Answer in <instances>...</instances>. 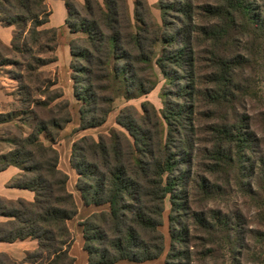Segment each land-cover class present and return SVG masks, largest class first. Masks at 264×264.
I'll return each instance as SVG.
<instances>
[{"label": "trees", "instance_id": "1", "mask_svg": "<svg viewBox=\"0 0 264 264\" xmlns=\"http://www.w3.org/2000/svg\"><path fill=\"white\" fill-rule=\"evenodd\" d=\"M64 6L70 32L85 35L69 44L74 97L81 102L76 131L106 122L116 98L113 84L131 100L155 88V67L165 80L162 109L148 101L140 105L141 112L126 106L115 120L123 131L112 130L97 139L83 136L72 143L76 189L84 206L99 207L79 223L86 264H157L164 254V264H194L202 249L211 250L197 233L212 237L222 224L218 211L210 210L215 215L209 219L190 207L197 194L211 199L214 188L206 189L204 178L202 186L192 181L191 192L189 174L182 167L193 161L196 98L204 96L214 105L232 102L238 87L236 67L244 62L242 44L249 43L252 34L264 60V0H159L161 24L147 0L134 1L133 15L127 0H83L74 10L65 0ZM51 14L45 0H0V24L14 28L11 46L0 42V66H15L22 108L34 120L32 131L0 154V172L10 166L19 170L7 187L33 193L32 201L0 197V217L5 219L0 222V242H37L21 260L0 253V264H75L68 222L78 215V206L67 189L68 175L58 167L55 148L71 121L69 102L59 100L63 94L55 88L54 76L41 71L57 61V28H42ZM159 41L163 46L154 59ZM2 51L19 57L9 63ZM201 67L206 72L197 81ZM210 129L212 149L204 152L211 154L217 169L240 163V154L232 161L231 147L239 151L249 145L242 124L215 121ZM166 198L167 250L161 230Z\"/></svg>", "mask_w": 264, "mask_h": 264}, {"label": "rangeland", "instance_id": "2", "mask_svg": "<svg viewBox=\"0 0 264 264\" xmlns=\"http://www.w3.org/2000/svg\"><path fill=\"white\" fill-rule=\"evenodd\" d=\"M45 1L52 12L51 0ZM69 1L72 10L79 9V5H83V0ZM134 1L127 0L131 15H133ZM199 1L202 2L203 0ZM147 2L154 20L161 24V13L158 8L159 0H147ZM54 10L51 23L57 28L58 46L54 54L57 60L59 59V70L54 69V72L53 69L47 70L48 68L46 69V66H44L41 71L50 72L52 77L54 76L56 80L55 88H59L63 94L59 100L64 99L69 102L71 115V121L60 132V139L55 145L56 149L61 150L62 154L64 150L70 149L71 155L72 143L83 136H92L97 139L99 135L108 134L112 130L123 131L115 120L119 111L126 106H133L141 112L140 105L148 101L157 110L162 109L161 93L165 80L159 69L155 67L158 83L147 95L126 100L122 91H117V86L113 84L116 98L112 103V110L108 114L106 122L97 128L76 131L80 124L79 109L81 102L74 97L69 44L78 38L85 37V35L82 33H71L67 24L64 22L61 24L57 23L62 19V14L56 8ZM66 17H68L67 13ZM70 19L72 22L76 21L75 16ZM13 33L14 28L12 27V36ZM252 37L254 38L253 34L249 39V43L242 44L240 52L241 59L244 62L239 67H236L235 85L238 87L234 90L235 98L232 102L227 104L222 101L220 104L214 105L207 103V98L204 96L198 95L196 98L193 161L182 167H186L189 174L191 192L195 187V182L201 186L203 185L202 180L204 178H206L204 187L207 189L214 186V188L212 189L211 199L206 200L202 198V194H197L196 197L191 199L190 207L193 211H202L209 219L215 215V212L210 210L218 211L222 216V224L218 226L212 237L197 233L198 236L209 241L207 247L211 248V250L210 252H205L202 249L203 253L199 256V260H194V264H264V60L260 58L257 42ZM2 45L10 47L11 42L9 45L3 43ZM162 46L160 41L156 44L154 59L161 53ZM38 51L39 46L33 47L35 54ZM2 52L4 59L9 61V63L19 57L12 52ZM246 57L248 62H246ZM48 65L54 67L55 64L51 63ZM0 71H4L12 84V91L7 93V98L0 100V115L3 117V119H0V154H3L12 149L17 138L25 136L32 131L34 120L31 119L27 112H24L27 108H22L18 82L14 78L16 74L15 66L6 64L0 66ZM205 72L204 67L196 70L197 81L199 80L198 76H203ZM205 86L210 87V84ZM34 96L37 97L36 92H34ZM199 100L201 102H198ZM215 121H219V124L222 122L228 126L234 122L241 123L249 143L248 146L242 145L239 151L238 147L230 146L233 154L232 161L239 154L243 157V160H240V163L235 162L231 166L229 163L220 170L213 164L214 161L209 158L211 154L204 152L205 149L208 151L212 149L213 143L211 141L213 135L210 127ZM40 139L47 143L43 135ZM192 181L195 182L193 183ZM169 208V199L166 198L165 211L163 213L164 225L161 227L165 235L166 250L169 248ZM80 216L82 217V213ZM79 218L77 217L73 222L68 223L74 238L72 246L75 243L76 248H78L79 240L83 246L82 229L79 226L81 221H79ZM215 220L213 219V221ZM202 243V241H198L197 245L201 247ZM195 249L197 250V248ZM74 258L77 264H83L82 257L75 255ZM164 259L165 254L155 262L164 264Z\"/></svg>", "mask_w": 264, "mask_h": 264}, {"label": "crops", "instance_id": "3", "mask_svg": "<svg viewBox=\"0 0 264 264\" xmlns=\"http://www.w3.org/2000/svg\"><path fill=\"white\" fill-rule=\"evenodd\" d=\"M64 1L65 0H51L52 14L55 11L54 8H56L57 11L62 14V19L59 22H57L59 24L64 22L66 18V9L64 6ZM64 13L65 15H63ZM52 14L50 16L49 22L46 25H44V27L42 28L55 27L53 26V23H51ZM11 40H12V27H5L2 24H0V41L5 45H9ZM53 64H55L54 67H50L51 65H47L46 69L48 68L47 70H52V69L59 70V59ZM10 82L11 80L4 73V71H0V100L7 98V93L12 91L11 90L12 84ZM57 150L59 152L58 167L68 175L67 189L69 192L73 194L76 204L78 206V215L74 219H77V217L79 218L80 214L82 213V217L80 216L79 218V221H82L85 217H87L91 213L98 211L99 207H95V206L86 207L83 205L80 194L76 189L78 174L76 173L75 169L72 168V166L70 165V149L66 151L64 150L63 154L61 153V150L59 149ZM18 172L19 170L13 166H10L6 170L0 172V197L6 198L8 200H16L18 198H22L27 201H32L33 199L32 192L24 189L7 187V183L14 176H16ZM4 220H5L4 218L0 217V222ZM73 220H70L69 222L71 221L73 222ZM77 246L78 248H76V244L74 243V245L71 247L70 253L72 254L73 257H75V255H79L80 257H82L83 264H86L87 254L83 250L82 242L80 240ZM36 248H37L36 240H31V239L16 241L14 243L0 242V253L8 254L10 257L16 260L23 259L26 252L33 251ZM75 264H77L76 261Z\"/></svg>", "mask_w": 264, "mask_h": 264}]
</instances>
